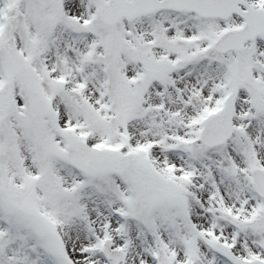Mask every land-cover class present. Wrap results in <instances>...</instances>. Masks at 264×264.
Returning a JSON list of instances; mask_svg holds the SVG:
<instances>
[{"label":"snow or ice","instance_id":"1","mask_svg":"<svg viewBox=\"0 0 264 264\" xmlns=\"http://www.w3.org/2000/svg\"><path fill=\"white\" fill-rule=\"evenodd\" d=\"M0 264H264V0H0Z\"/></svg>","mask_w":264,"mask_h":264}]
</instances>
